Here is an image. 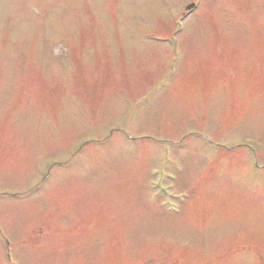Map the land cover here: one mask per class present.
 Here are the masks:
<instances>
[{
  "label": "rangeland",
  "instance_id": "rangeland-1",
  "mask_svg": "<svg viewBox=\"0 0 264 264\" xmlns=\"http://www.w3.org/2000/svg\"><path fill=\"white\" fill-rule=\"evenodd\" d=\"M189 1L0 0V193L24 189L45 159L61 163L81 138L117 127L105 146L85 148L88 170L59 179L55 194L27 203L0 195L18 264H144L154 250L173 263L264 264V168L254 175L251 155L228 148L248 140L264 166V0H204L176 49L144 40L167 33ZM151 87L136 136L172 142L202 130L220 146L211 152L194 137L172 151L174 190L189 196L175 217L152 196L161 147L129 148L119 134L120 106ZM204 238V252H178Z\"/></svg>",
  "mask_w": 264,
  "mask_h": 264
}]
</instances>
